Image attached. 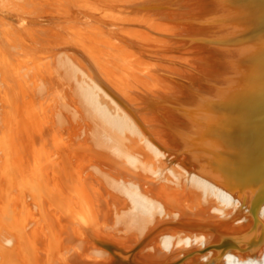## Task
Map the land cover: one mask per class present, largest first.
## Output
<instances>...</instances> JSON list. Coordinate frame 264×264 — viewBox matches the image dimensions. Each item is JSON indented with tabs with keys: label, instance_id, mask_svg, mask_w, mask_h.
I'll list each match as a JSON object with an SVG mask.
<instances>
[{
	"label": "bare ground",
	"instance_id": "bare-ground-1",
	"mask_svg": "<svg viewBox=\"0 0 264 264\" xmlns=\"http://www.w3.org/2000/svg\"><path fill=\"white\" fill-rule=\"evenodd\" d=\"M0 264H264V0H0Z\"/></svg>",
	"mask_w": 264,
	"mask_h": 264
},
{
	"label": "rangeland",
	"instance_id": "rangeland-1",
	"mask_svg": "<svg viewBox=\"0 0 264 264\" xmlns=\"http://www.w3.org/2000/svg\"><path fill=\"white\" fill-rule=\"evenodd\" d=\"M209 236H210V234L207 235V237H209Z\"/></svg>",
	"mask_w": 264,
	"mask_h": 264
}]
</instances>
